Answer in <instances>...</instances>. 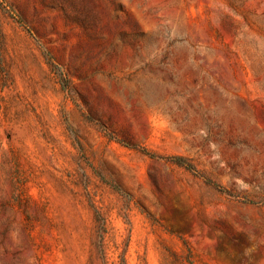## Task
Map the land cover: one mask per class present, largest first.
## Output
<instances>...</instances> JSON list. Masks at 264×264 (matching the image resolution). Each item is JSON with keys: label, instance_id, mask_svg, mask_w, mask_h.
Returning a JSON list of instances; mask_svg holds the SVG:
<instances>
[{"label": "rangeland", "instance_id": "obj_1", "mask_svg": "<svg viewBox=\"0 0 264 264\" xmlns=\"http://www.w3.org/2000/svg\"><path fill=\"white\" fill-rule=\"evenodd\" d=\"M0 264H264V0H0Z\"/></svg>", "mask_w": 264, "mask_h": 264}, {"label": "trees", "instance_id": "obj_2", "mask_svg": "<svg viewBox=\"0 0 264 264\" xmlns=\"http://www.w3.org/2000/svg\"><path fill=\"white\" fill-rule=\"evenodd\" d=\"M178 161H180V159Z\"/></svg>", "mask_w": 264, "mask_h": 264}]
</instances>
